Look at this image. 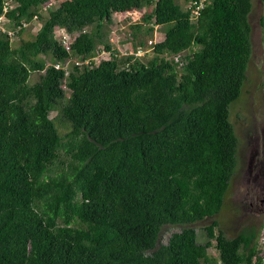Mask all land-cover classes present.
<instances>
[{
	"label": "trees",
	"instance_id": "obj_1",
	"mask_svg": "<svg viewBox=\"0 0 264 264\" xmlns=\"http://www.w3.org/2000/svg\"><path fill=\"white\" fill-rule=\"evenodd\" d=\"M8 1L6 24L19 29L0 27V264H262L263 224L227 237L213 218L203 241L184 226L160 242L163 225L222 207L236 166L229 105L251 55L252 0H206L195 23L176 0H57L45 16L48 0ZM132 9L145 10L129 27L133 51L151 48V57L104 44L113 15ZM34 16L37 31L13 45ZM153 25L165 27L163 38L138 40ZM56 26L71 35L69 52ZM102 49L108 58L98 63L71 61L67 74L54 67ZM182 51L179 65L171 56ZM55 120L69 130L60 134Z\"/></svg>",
	"mask_w": 264,
	"mask_h": 264
},
{
	"label": "rangeland",
	"instance_id": "obj_2",
	"mask_svg": "<svg viewBox=\"0 0 264 264\" xmlns=\"http://www.w3.org/2000/svg\"><path fill=\"white\" fill-rule=\"evenodd\" d=\"M49 8L57 6V0H50ZM182 6L187 0H176ZM47 8V9H49ZM47 9H42L43 16ZM147 10V9H146ZM144 9H132L127 12L114 14V20L104 31V44L117 49L121 54L133 52L132 43L135 42L130 34V25L142 22ZM264 0H252V8L248 15L251 26V55L246 69V77L240 96L229 105V120L237 137V152L235 171L229 181L222 207L219 213L213 217H207L187 225H163L160 233V242L166 243L171 233L179 231L184 226L196 229L197 238L203 241L206 237L203 227L214 218L218 221V228L227 237L234 236L243 226L264 225ZM40 23L36 20L27 24V27L19 35L12 39L13 45H17L19 39H29L37 31ZM153 33L141 32L138 40L149 39L160 41L164 35V26L156 25ZM103 48V45L100 44ZM151 48H147L146 57H151ZM48 62L49 60L46 59ZM37 72L31 73L29 83L38 80ZM56 111L50 112L54 117ZM60 134L69 130L65 123L55 120ZM263 225L261 229L263 228ZM214 243V241H212ZM208 253L217 255L214 246L208 248Z\"/></svg>",
	"mask_w": 264,
	"mask_h": 264
},
{
	"label": "built area",
	"instance_id": "obj_3",
	"mask_svg": "<svg viewBox=\"0 0 264 264\" xmlns=\"http://www.w3.org/2000/svg\"><path fill=\"white\" fill-rule=\"evenodd\" d=\"M206 0H189L186 5L185 8L189 11V21L191 23H195L197 20V17L199 15L200 10L203 8L204 3ZM51 1L48 0L47 2H45L42 5V9H46L47 7H49L52 3H50ZM13 6L12 3H10L8 0L4 1V5H3V14L0 15V27L2 29V31L6 32L8 35H12L14 34V31L18 30L19 27L14 26V23H7L8 20L5 18V12L10 9ZM127 12V11H125ZM123 13V12H122ZM36 20L37 21V17L34 16L32 21ZM28 23L22 22V26H27ZM156 25H153V27ZM54 33H55V37L61 42L62 46L64 47V49L66 51H70V41H71V35L65 31V29L61 28V27H54ZM154 43L153 40L149 39V45H152ZM147 52V48H142V47H137V49L133 52H130L131 54H134L136 56H143L145 55V53ZM129 53V54H130ZM121 54V53H120ZM126 54V53H125ZM185 51L176 53L174 55H172V59L175 62H178L179 65H181L185 59ZM108 58V52L104 49H102L101 51L97 52L94 56L91 57H86L84 59H76L74 57H69V59L65 62V63H54V67L55 68H62L65 70V74H67V66L69 64V62L73 61L75 64L78 65H82V64H86L89 65L92 61H94L95 63L100 62V60L102 59H107ZM257 249H258V256L262 257V264H264V225L263 228L260 229L258 238H257Z\"/></svg>",
	"mask_w": 264,
	"mask_h": 264
}]
</instances>
